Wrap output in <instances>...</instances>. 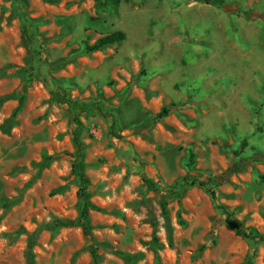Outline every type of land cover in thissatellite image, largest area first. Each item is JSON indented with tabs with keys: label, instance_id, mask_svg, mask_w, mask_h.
<instances>
[{
	"label": "rangeland",
	"instance_id": "1",
	"mask_svg": "<svg viewBox=\"0 0 264 264\" xmlns=\"http://www.w3.org/2000/svg\"><path fill=\"white\" fill-rule=\"evenodd\" d=\"M118 1L115 10L97 0H0V71H15L0 79V264H26L28 236L78 212L67 159L37 173L44 156L74 152L65 108L51 100L57 86L103 101L123 130L117 140L110 119L81 116L89 218L110 249L100 264H264V241L235 235L217 209L264 237V162L229 176L215 201L198 185L180 188L190 154L192 175L204 180L225 172L245 136L241 156L264 152V0H226L240 8L230 13L204 0ZM115 31L123 42L81 53ZM172 104L150 130L130 132ZM32 252L33 264H92L74 227L41 231Z\"/></svg>",
	"mask_w": 264,
	"mask_h": 264
},
{
	"label": "trees",
	"instance_id": "2",
	"mask_svg": "<svg viewBox=\"0 0 264 264\" xmlns=\"http://www.w3.org/2000/svg\"><path fill=\"white\" fill-rule=\"evenodd\" d=\"M103 7L112 6L115 10L119 6L118 0H97ZM206 5L216 6L223 9L225 12H239L240 8L236 2L226 1V0H204ZM264 19V17H262ZM23 32L26 40L31 46H36L39 49V56L41 62L42 48L38 45L37 40L31 33L30 24H25L23 26ZM125 33L122 31H115L107 34L99 39H97L93 44L89 45L85 43L84 48L81 50L82 54H89L95 51H99L105 47L112 46L114 44H119L125 40ZM44 66L46 63L43 62ZM51 69L58 67V64L50 66ZM14 70L6 69L0 71V79L10 76L14 73ZM16 96H18L19 106L23 102V96L19 91H16ZM14 97V96H12ZM51 100L64 106L66 114L71 122L70 130V140L74 147V152L72 154H62L59 156H44L41 162L38 164L37 173L39 174L43 169L49 166L53 161L58 159H67L70 163L71 175L77 179L78 182V199L79 207L77 215L74 219L65 218H53L49 222L42 224L40 227L35 229L27 238V254H26V264H33V252L32 249L35 245L36 239L41 231H55L59 228H78L80 229L90 252L92 264H100V259L105 251H109V248L100 245L93 233V226L91 225L89 213L92 210H96V206L92 203L91 197L92 193L90 190V182L86 174V164H85V152L86 145L82 141V132L84 130V125L81 120V116L87 113L99 114L104 118L110 119L109 134L111 137L121 140L123 139V130L121 128L118 118L114 113L107 109L106 104L103 101L95 100H79L71 98L65 87L57 86L51 92ZM176 109V105L172 104L170 106L162 108L155 116L147 117L137 125L130 128V132L134 135H140L151 129L155 121L162 119L169 113ZM261 128L257 127L255 131H260ZM249 136H245L240 141L238 147L233 152L231 160L229 161L228 167L224 173L220 176H206L204 180H199L192 175L191 165L193 162V154L189 155L188 172L186 176L182 179V184L180 188L184 189L188 186L198 185L202 187L209 197L215 201L216 195L214 188L220 186L224 183L229 176L237 173L243 172L252 163L264 162V152H255L251 156H241L245 148L248 146ZM237 157V160L235 158ZM146 186L153 190L158 191L156 184L152 180H144ZM177 191V192H176ZM171 197H179L181 190L172 189L169 190ZM163 210L165 211V204H162ZM217 209H219L224 215V223L231 228L235 235L243 237L252 242L264 241V237L258 232L247 230L242 223L234 218L233 214L230 213L227 208L223 205L217 204ZM246 264H251L249 260Z\"/></svg>",
	"mask_w": 264,
	"mask_h": 264
}]
</instances>
